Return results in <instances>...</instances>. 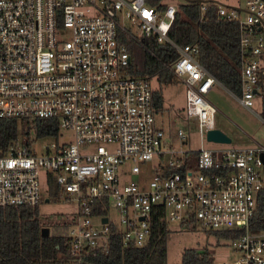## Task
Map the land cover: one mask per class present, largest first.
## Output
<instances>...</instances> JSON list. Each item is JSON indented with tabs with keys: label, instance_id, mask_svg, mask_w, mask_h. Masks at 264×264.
I'll return each instance as SVG.
<instances>
[{
	"label": "built area",
	"instance_id": "2783aa9c",
	"mask_svg": "<svg viewBox=\"0 0 264 264\" xmlns=\"http://www.w3.org/2000/svg\"><path fill=\"white\" fill-rule=\"evenodd\" d=\"M242 1L181 2L197 4L200 19L237 24L241 86L233 95L253 111L256 99L264 101V0ZM179 3L0 0V120L29 123L26 142L0 147V217L7 206L39 205L41 183L48 190L52 179L55 197L76 202L68 218L67 264L107 252L114 238L122 246H144L159 213L168 225L240 232L231 241L237 257L218 264H264V229L250 227L264 199V143L249 137L240 147L204 146L216 113L206 95L218 82L199 62L196 43L181 45L169 35ZM124 36L140 43L151 36L178 53L171 67L185 85V111L200 136L197 149L164 143L151 81L129 73ZM39 119L58 121L51 138L67 129L73 141H53L37 153L35 141L47 138L36 135ZM177 133L185 142L186 133Z\"/></svg>",
	"mask_w": 264,
	"mask_h": 264
},
{
	"label": "trees",
	"instance_id": "16d2710c",
	"mask_svg": "<svg viewBox=\"0 0 264 264\" xmlns=\"http://www.w3.org/2000/svg\"><path fill=\"white\" fill-rule=\"evenodd\" d=\"M198 5L180 2L179 10L169 29V35L181 45L199 46L198 60L218 83L234 94L240 93L239 30L234 22L199 18ZM130 52L129 73L156 80L158 88L152 90L154 111L162 105V85L175 82L171 64L178 53L169 43L157 42L147 37L144 43L123 37ZM260 115L264 119V101ZM58 121L39 119L36 121L38 137H55ZM29 123L26 119L6 118L0 120V147L12 140L26 142ZM47 194L59 195L54 182L50 181ZM69 219L42 218L39 205L7 206L0 217V264H67L69 239L67 228ZM42 227L49 228L47 236L41 235ZM251 229H264V199H259L251 219ZM169 227L162 213L151 220L148 242L142 247L122 246L119 238L112 239L107 252L97 251L84 257L82 264H168L166 238ZM206 236L215 240L231 242L240 236L237 230L203 228ZM180 264H215L212 253L207 249L184 248Z\"/></svg>",
	"mask_w": 264,
	"mask_h": 264
},
{
	"label": "rangeland",
	"instance_id": "374dc122",
	"mask_svg": "<svg viewBox=\"0 0 264 264\" xmlns=\"http://www.w3.org/2000/svg\"><path fill=\"white\" fill-rule=\"evenodd\" d=\"M167 2L178 3L183 0H166ZM240 4L242 0H234ZM152 88H158L156 80L151 81ZM162 105L154 111L155 124L164 130V143L175 150L197 149L199 147L200 136L198 128L192 118H189L185 111V85L176 79L175 82L162 85ZM216 108L214 116L215 128L221 130L231 138L229 143H214L209 141L204 135V146L208 148H234L244 144L247 138L264 143V123L260 118V100L256 99L253 111L244 107L222 84L215 83L206 95ZM178 129L186 133L185 142L178 136ZM74 139L72 131L62 129L60 136L54 138H42L35 141L37 153H44L45 146L53 141L71 142ZM42 201L39 204V213L42 218L59 219L70 218L75 209L76 202L66 200L62 196L48 197L47 186L41 183ZM45 199H48L46 201ZM110 216L117 218L114 208L110 210ZM92 222H96L92 220ZM169 232L166 238L167 263L180 264L181 253L184 248H207L213 256L214 263H228L237 257V253L232 249L231 242L215 240L212 236H206L203 228L178 225L170 222Z\"/></svg>",
	"mask_w": 264,
	"mask_h": 264
},
{
	"label": "water",
	"instance_id": "95a60500",
	"mask_svg": "<svg viewBox=\"0 0 264 264\" xmlns=\"http://www.w3.org/2000/svg\"><path fill=\"white\" fill-rule=\"evenodd\" d=\"M207 140L215 141V142H223V143L231 142V138L217 128L210 129L207 131ZM260 158L262 162L264 163V153L263 152L260 154ZM45 200L47 201L48 199H45ZM104 220H106V218H104ZM48 234H49V228L42 227L41 235L47 236Z\"/></svg>",
	"mask_w": 264,
	"mask_h": 264
},
{
	"label": "crops",
	"instance_id": "0c3cea01",
	"mask_svg": "<svg viewBox=\"0 0 264 264\" xmlns=\"http://www.w3.org/2000/svg\"><path fill=\"white\" fill-rule=\"evenodd\" d=\"M163 129V128H162Z\"/></svg>",
	"mask_w": 264,
	"mask_h": 264
}]
</instances>
